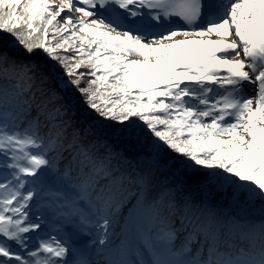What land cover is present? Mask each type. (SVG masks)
<instances>
[{
  "label": "snow or ice",
  "instance_id": "obj_1",
  "mask_svg": "<svg viewBox=\"0 0 264 264\" xmlns=\"http://www.w3.org/2000/svg\"><path fill=\"white\" fill-rule=\"evenodd\" d=\"M0 264H264V0H0Z\"/></svg>",
  "mask_w": 264,
  "mask_h": 264
},
{
  "label": "trees",
  "instance_id": "obj_2",
  "mask_svg": "<svg viewBox=\"0 0 264 264\" xmlns=\"http://www.w3.org/2000/svg\"><path fill=\"white\" fill-rule=\"evenodd\" d=\"M72 94L76 97L77 101L80 100L79 93H76L74 90L72 91ZM78 107L82 110L83 105L79 104ZM213 203L217 204L218 207L222 208L225 211H232L226 207V200L222 198L221 196L217 195L213 201ZM235 211H239L238 209Z\"/></svg>",
  "mask_w": 264,
  "mask_h": 264
},
{
  "label": "rangeland",
  "instance_id": "obj_3",
  "mask_svg": "<svg viewBox=\"0 0 264 264\" xmlns=\"http://www.w3.org/2000/svg\"><path fill=\"white\" fill-rule=\"evenodd\" d=\"M76 15H77V16H79V14H78V13H77ZM250 94H251V93H250Z\"/></svg>",
  "mask_w": 264,
  "mask_h": 264
}]
</instances>
